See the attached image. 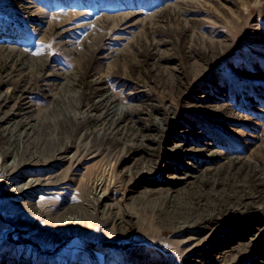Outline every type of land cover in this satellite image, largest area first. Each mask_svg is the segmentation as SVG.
Here are the masks:
<instances>
[{
  "label": "rangeland",
  "instance_id": "obj_1",
  "mask_svg": "<svg viewBox=\"0 0 264 264\" xmlns=\"http://www.w3.org/2000/svg\"><path fill=\"white\" fill-rule=\"evenodd\" d=\"M0 156V264H264V0H0Z\"/></svg>",
  "mask_w": 264,
  "mask_h": 264
},
{
  "label": "bare ground",
  "instance_id": "obj_2",
  "mask_svg": "<svg viewBox=\"0 0 264 264\" xmlns=\"http://www.w3.org/2000/svg\"><path fill=\"white\" fill-rule=\"evenodd\" d=\"M7 154V153H5ZM2 157V156H0ZM10 167H13V161L10 163ZM2 184H0L1 188L3 189L4 187H6L7 185H10V183L7 184V182H1ZM33 184V181L27 180L24 182V184L22 185L23 187H29ZM11 195L12 197L23 193V191H21L20 187H11L10 189ZM1 203H3L2 199H0V206L2 205ZM72 218H68L64 221V223H62L60 226H58L56 229H53V236L58 237V238H63L64 236L70 234L72 232L71 228L68 225H72L71 223ZM65 229H67L68 231H66ZM68 232V233H67Z\"/></svg>",
  "mask_w": 264,
  "mask_h": 264
}]
</instances>
